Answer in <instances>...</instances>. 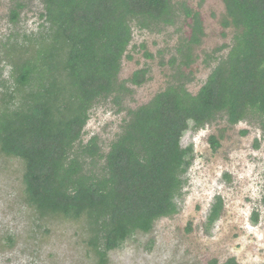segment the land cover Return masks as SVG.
<instances>
[{"label": "rangeland", "instance_id": "1", "mask_svg": "<svg viewBox=\"0 0 264 264\" xmlns=\"http://www.w3.org/2000/svg\"><path fill=\"white\" fill-rule=\"evenodd\" d=\"M226 9L224 0H170L161 16H126L132 38L102 70L104 86L66 114L67 131L50 158L58 178L69 176L71 162L99 171L115 148L137 165L148 162L152 140L141 114L163 92L185 107L200 95L234 44L237 29ZM43 13V0H0V107L14 90V65L33 57L45 36ZM140 71L143 80L136 79ZM181 144L193 147V160L177 212L105 262L86 218L37 211L25 194L24 163L0 150V264H264V116L251 112L232 125L218 114L202 127L191 123ZM219 200V218L209 225Z\"/></svg>", "mask_w": 264, "mask_h": 264}, {"label": "trees", "instance_id": "2", "mask_svg": "<svg viewBox=\"0 0 264 264\" xmlns=\"http://www.w3.org/2000/svg\"><path fill=\"white\" fill-rule=\"evenodd\" d=\"M169 2L43 0L45 36L33 57L14 65V90L0 107V150L24 163L28 203L41 214L85 217L103 262L136 233H149L156 220L177 212L182 177L193 160V147L181 144L191 123L199 128L218 114L232 125L251 112L264 116V0H224L227 18L237 29L227 61L188 107L163 92L154 108L143 111L152 140L148 162L137 165L129 151L115 148L99 171L71 162L69 176L58 178L50 158L67 131L66 114L104 86L102 70L132 38L126 16H161ZM21 6L12 10L13 22L19 20ZM144 78L143 71L136 74V79ZM221 209L219 200L209 225Z\"/></svg>", "mask_w": 264, "mask_h": 264}]
</instances>
